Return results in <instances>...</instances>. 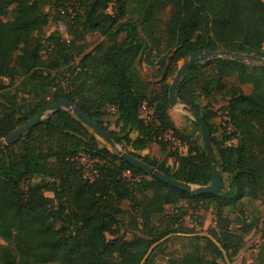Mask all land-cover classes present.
<instances>
[{
	"label": "trees",
	"instance_id": "16d2710c",
	"mask_svg": "<svg viewBox=\"0 0 264 264\" xmlns=\"http://www.w3.org/2000/svg\"><path fill=\"white\" fill-rule=\"evenodd\" d=\"M165 1L170 15L162 22L150 0H0V139L39 108L65 98L141 161L177 181L210 184L212 162L199 125L192 118L194 130L175 125L166 79L176 74L180 59L206 49L264 57V1ZM53 8V19L67 21V38L58 30L44 32ZM93 31L104 40L90 50L78 48L76 42ZM153 51L169 52L158 62L159 90L140 73L142 55ZM231 76L235 84L226 82ZM247 83L249 93L242 88ZM176 93L206 122L224 180L218 194L193 195L131 166L60 108L0 149V238L6 242L0 264H144L151 248L174 233H192L194 245L172 264L231 263L252 226L246 215L233 225L225 209L259 195L264 204V65L249 68L236 58L199 61L186 70ZM215 94L228 117L219 120V140L217 111L206 112L198 102ZM144 104L152 112L148 121L141 117ZM170 130L185 151L163 139ZM153 142L159 157L140 154ZM94 170L91 179L84 176ZM126 172L142 178L132 182ZM125 200L128 209L121 207ZM190 208L211 211L214 226L193 232L192 223L184 225ZM263 254L261 247L254 264H264Z\"/></svg>",
	"mask_w": 264,
	"mask_h": 264
},
{
	"label": "rangeland",
	"instance_id": "374dc122",
	"mask_svg": "<svg viewBox=\"0 0 264 264\" xmlns=\"http://www.w3.org/2000/svg\"><path fill=\"white\" fill-rule=\"evenodd\" d=\"M151 2H154L156 8L155 12H157V16L160 18L162 22H165L169 15H170V6L167 5L165 0H150ZM264 1V0H263ZM12 8V7H11ZM11 8L7 10V12L4 15L5 19L11 18ZM55 9L49 10V23L45 26L44 32L48 34L52 30H58L62 34L66 33L67 29V21L64 17H60L58 19H53ZM104 36H102L99 32L93 31L90 33H87L84 35L82 40H78L76 42V45L79 47L86 48V50H90L94 45L104 40ZM222 50V49H221ZM169 55V52L166 53V55H157L156 53L151 52L149 54L145 53L142 55V63L140 66V73L142 76H144L146 79L150 80L152 82V88L154 90H159L162 83H159L161 80V74L158 71V62L162 59L167 58ZM261 57V56H260ZM226 58V57H224ZM214 58L210 59L213 60ZM243 62L249 67L252 68L253 66H259L264 65V60L259 58H243L241 59ZM185 62L184 59H180L176 66L179 68L183 63ZM203 63H206L204 60L201 61ZM206 69H201V73L206 72ZM173 76H168L166 79V82L171 83ZM228 84H235L236 78L235 76H231L227 79H225ZM63 82H66L65 79L62 78ZM57 87V86H55ZM242 88L244 92L249 93L252 89V85L247 83L242 85ZM34 101H36V98H33ZM200 102H204L202 106H206V112H216L221 110L222 105L224 102L221 99V96L219 94H215L213 97L209 98H200ZM171 117L173 120L177 121L179 124H185L187 121L191 118V114L186 112L185 110L180 109L179 107H171L170 110ZM217 127L219 125V120H223L222 116H219L216 118ZM216 127V128H217ZM110 129H113V127L110 126ZM223 130L222 128H217V131L215 132L214 136L216 139H222L223 136ZM101 144L107 145L111 149H115L113 146H111L109 143H107L101 136L98 137ZM118 148H122L120 145L117 144ZM85 160L84 162H86ZM47 195L51 196V193L47 192ZM259 196H256V198H243L241 201L237 203L232 208L225 209V216L229 219V221L236 225L237 223L241 222L244 216L246 215V218L248 219V222L252 226V229L249 233L244 235L245 245L242 248V250L233 258V261L229 264H254V258L257 254L259 248H264V232L262 231V228L264 227V204L260 202ZM179 204L183 205L185 204L184 201H181ZM121 207L124 209H128L129 203L128 201H123L121 203ZM171 206L166 207V211H171ZM186 220H189L192 225L193 232L196 233H204L206 232L207 228L214 226L216 217L211 211H204L201 209H189L188 215L186 217ZM129 221V216L125 218V222ZM129 236V235H128ZM197 244L201 248L203 246V240L198 239ZM6 245V242L0 238V246ZM206 258H210V254H205ZM262 258L264 259V254L262 255ZM51 264H57V263H51ZM208 264V263H205Z\"/></svg>",
	"mask_w": 264,
	"mask_h": 264
},
{
	"label": "water",
	"instance_id": "95a60500",
	"mask_svg": "<svg viewBox=\"0 0 264 264\" xmlns=\"http://www.w3.org/2000/svg\"><path fill=\"white\" fill-rule=\"evenodd\" d=\"M224 57L230 59L259 58L264 60V57H260L248 53L230 51V50L211 51L206 49L202 52H193L188 56L187 60L178 68L169 86L168 103L170 107H179L180 109L190 113L191 118L199 125L200 133L203 142L205 144L208 157L212 162V177H211V182L208 185L200 186L191 183L177 181L172 176L162 173L156 167L151 166L146 162H143L140 159L136 158L135 156L131 155L123 148H118L117 144L112 140L110 134L104 128H102L97 122H95L87 113L81 110L76 104L65 98H59L55 102L45 107L39 108L34 117L28 119L23 125L17 127L7 136L0 139V149L5 148L6 146L13 143L17 138L22 136L27 129L36 125L46 113L53 112L60 108H64L69 112H71L72 114H74L75 116H77L79 119H81L92 130L96 131L107 143L113 146L117 151L118 155L131 166L145 170L149 175L154 176L155 178L161 180L162 182L174 188H178L182 191L189 192L190 194L193 195H199L202 193L218 194L224 187V180L215 163V155L212 147V138L207 129L206 122L203 119V117L193 109L192 106L185 104L178 98L176 91L182 76L193 63L203 60L206 63H208L212 58H224Z\"/></svg>",
	"mask_w": 264,
	"mask_h": 264
},
{
	"label": "crops",
	"instance_id": "0c3cea01",
	"mask_svg": "<svg viewBox=\"0 0 264 264\" xmlns=\"http://www.w3.org/2000/svg\"><path fill=\"white\" fill-rule=\"evenodd\" d=\"M143 64V63H142ZM198 102L202 105L203 103L198 100ZM173 119V118H172ZM216 118L214 119V125L217 127ZM175 125L180 128L186 125L190 130H194V126L187 121V123L179 124L177 121L173 120ZM111 127L114 128V125L111 124ZM218 128V127H217ZM140 154L150 156L159 157L160 156V148L157 143H151L145 150L141 151ZM167 164H172V160L166 158ZM184 225H192L189 220H184ZM203 234V233H198ZM167 239L162 241L161 243L154 245L144 262V264H172L173 260H179L183 258L186 254H188L194 245V239L192 233H174L166 237Z\"/></svg>",
	"mask_w": 264,
	"mask_h": 264
},
{
	"label": "built area",
	"instance_id": "2783aa9c",
	"mask_svg": "<svg viewBox=\"0 0 264 264\" xmlns=\"http://www.w3.org/2000/svg\"><path fill=\"white\" fill-rule=\"evenodd\" d=\"M68 10V13L70 14V16H73L74 15V12L71 8H67ZM61 12L64 14V9H61ZM64 37L67 38V34H63ZM113 110V108H111ZM151 110H149L147 108V106L144 104L142 106V110H141V117L145 120V121H148L150 119V116H151ZM218 115L219 116H222L223 119H228V117L226 116L227 115V111H222V110H219L217 111ZM163 139L165 141H167L169 143V146L171 149H174V150H178V151H185L186 150V147L183 145V143L181 142V140L170 130L169 132H167L166 134H164L163 136ZM95 172V170L91 173L89 171L85 172V177L86 178H92L93 177V173ZM125 175L132 181V182H139L141 180V176H135V177H132L130 175L129 172H126Z\"/></svg>",
	"mask_w": 264,
	"mask_h": 264
}]
</instances>
